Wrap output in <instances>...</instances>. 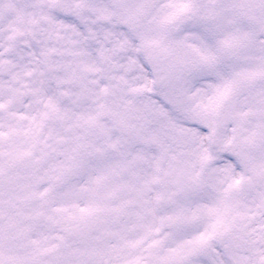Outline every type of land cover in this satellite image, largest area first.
Masks as SVG:
<instances>
[{
	"label": "snow or ice",
	"instance_id": "1",
	"mask_svg": "<svg viewBox=\"0 0 264 264\" xmlns=\"http://www.w3.org/2000/svg\"><path fill=\"white\" fill-rule=\"evenodd\" d=\"M0 264H264V0H0Z\"/></svg>",
	"mask_w": 264,
	"mask_h": 264
}]
</instances>
